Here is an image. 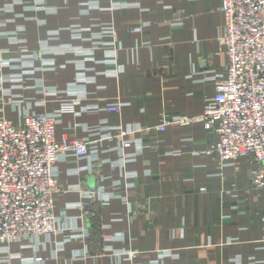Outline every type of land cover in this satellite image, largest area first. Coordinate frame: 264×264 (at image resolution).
<instances>
[{"label":"crops","instance_id":"obj_1","mask_svg":"<svg viewBox=\"0 0 264 264\" xmlns=\"http://www.w3.org/2000/svg\"><path fill=\"white\" fill-rule=\"evenodd\" d=\"M221 3L0 0V116L57 114L58 134L89 146L55 167L59 231L34 248L0 246V264H264L253 161L207 155L217 136L200 121L159 130L200 114L225 74ZM74 99V111L58 113ZM114 101L118 114L106 110Z\"/></svg>","mask_w":264,"mask_h":264},{"label":"built area","instance_id":"obj_2","mask_svg":"<svg viewBox=\"0 0 264 264\" xmlns=\"http://www.w3.org/2000/svg\"><path fill=\"white\" fill-rule=\"evenodd\" d=\"M221 1L224 23L218 39L220 52L228 59L225 74L200 114L166 119L159 130L175 122H202L206 131L217 136L205 153L219 164L249 158L256 165L251 184L264 188V0ZM37 56L32 55L33 62H41ZM78 103L77 99L63 101L58 113L72 112ZM106 110L118 114L121 105L110 102ZM57 117L51 113L24 115L19 120L0 116V246L20 243L22 248H34L42 244L43 236L59 231L55 200L63 189L55 167L66 152L84 156L89 146L60 136ZM149 130L141 128L140 138ZM126 134L119 130L116 136ZM132 144L127 140L123 146ZM80 210L84 217L86 206ZM9 258L43 261L40 256L22 257L20 252H9Z\"/></svg>","mask_w":264,"mask_h":264},{"label":"rangeland","instance_id":"obj_3","mask_svg":"<svg viewBox=\"0 0 264 264\" xmlns=\"http://www.w3.org/2000/svg\"><path fill=\"white\" fill-rule=\"evenodd\" d=\"M37 55H38V56H37V59H39V58H40V59H43V56H42L43 54L38 53ZM41 57H42V58H41ZM44 93L49 94L50 92H48V90H44ZM84 213H86V214L84 215V219L87 220V217H86V216H87V210H84ZM86 220H85V221H86ZM93 220H94L95 222L98 221L96 218H95V219L93 218ZM87 230H88L89 233L87 232ZM83 234H84V235H82V237H83V239H84V242H86L85 244H86V245H90V244L92 243V240L90 239V238H91V236H90V234H91V233H90V229L87 228V229L84 231ZM87 237H88V240L90 239V242L87 241ZM89 237H90V238H89ZM82 252L84 253V251H82ZM85 252H86V250H85ZM83 253H82V254H83ZM40 257H42V256H40ZM31 258H32V257H31ZM42 258H43V257H42ZM43 260H45V258H43ZM157 260H161V259L158 258Z\"/></svg>","mask_w":264,"mask_h":264}]
</instances>
